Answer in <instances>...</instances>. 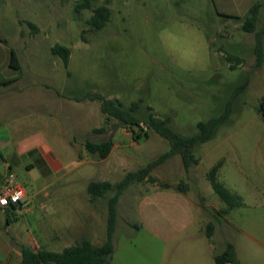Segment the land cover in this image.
Listing matches in <instances>:
<instances>
[{
  "label": "rangeland",
  "instance_id": "rangeland-1",
  "mask_svg": "<svg viewBox=\"0 0 264 264\" xmlns=\"http://www.w3.org/2000/svg\"><path fill=\"white\" fill-rule=\"evenodd\" d=\"M87 1L90 8L76 13L84 0H0V80H18L0 87V156L25 191L17 207L0 208V264H19L20 246L60 251L84 239L101 246L114 191L90 201L87 185L115 186L169 150L144 127L149 115L168 118L174 133L189 138L199 122L226 110L213 137L194 148L197 164L185 170L174 155L151 170L157 182L147 177L124 190L109 264H214L226 244L237 264H264V61L254 55L257 35L264 54V0ZM256 2L257 21L247 32ZM102 5L109 18L94 29L87 22ZM56 44L69 49L66 67L51 52ZM10 50L19 69L9 66ZM90 93L120 104L147 136L106 117L99 101L75 102ZM32 136L44 137L61 165H49L47 176L14 150ZM86 140H110L112 151L100 160L84 151ZM218 163L217 181L240 199L231 208L206 179ZM180 183L184 193L173 188Z\"/></svg>",
  "mask_w": 264,
  "mask_h": 264
},
{
  "label": "trees",
  "instance_id": "trees-1",
  "mask_svg": "<svg viewBox=\"0 0 264 264\" xmlns=\"http://www.w3.org/2000/svg\"><path fill=\"white\" fill-rule=\"evenodd\" d=\"M261 2L254 3L250 10L249 16L246 18L243 24V29L247 32H252L255 27V23L258 17V11L261 7ZM90 8L89 2L84 0L83 4L76 6L75 12L79 13L80 10ZM109 18V10L105 5L99 6L92 10V15L88 20L87 24L94 29H101L105 26ZM28 26L35 32L37 30L36 26L28 23ZM53 55H58L66 67L69 58V49L64 46L54 45L51 48ZM254 55L258 64L264 61V54L262 51L260 35L256 36ZM228 61L239 59H234L232 56H227ZM9 66L14 69H19L18 61L13 50H10V60ZM15 79L5 80L0 82V86H8L15 82ZM245 84V83H244ZM76 102H81L87 100L90 102L99 101L100 110L102 114L106 117H111L119 120L121 124L127 125H137L140 127V132L145 131V128L154 130L159 136L164 138L169 143V150L161 155L157 160L149 163L145 168L138 170L137 172L127 173L125 177L117 185L113 186L107 181L102 182H90L87 185V194L90 201H94L97 198L103 197L109 191H114V195L109 198L107 206V227H106V240L101 246H94L89 240L84 239L77 245L66 246L60 251L52 250H34L25 246H20V262L19 264H109L111 256L114 252L113 247V234L115 231L116 223V206L119 197L124 192V190L133 182H141L148 177L150 183L157 182L156 179L149 176L151 170L162 163L164 160L174 156L179 155L181 157L184 169L187 170L192 164H197L198 160L194 157V148L206 141H209L220 124H223L229 117V111L226 110L222 115L217 118L209 119L206 122H199L197 124V134L189 137L182 138L176 133H174L168 126V118H158L153 114H150L145 126H140L138 120L133 119L128 115L126 111L121 110V106L111 100L106 99L104 96L97 93L85 94L80 98L74 99ZM137 107L136 103L131 104L129 109L130 112L135 110ZM261 114L264 116V98L261 105ZM128 119H131L130 121ZM102 129H94L92 133H102ZM147 136L146 133L143 134ZM139 137V133L137 134ZM84 150L89 155H96L98 159L103 160L108 157L113 147L110 140L93 142L86 140L84 145ZM220 166V163L212 167L206 175V179L209 182L213 192L216 194L221 203H224L231 208L235 205L240 204L239 197H235L229 193V191L223 187L217 181L216 174ZM161 188H170L172 185L167 183H160ZM175 190L184 193L185 186L183 184H177L173 187ZM16 206H12L15 208ZM6 207L5 209H7ZM228 209L224 210L226 212ZM8 223L9 220L7 219ZM206 236L210 239L211 232L213 229V223H208ZM8 260V258H7ZM214 264H237L236 254L234 247L231 244H226L223 252L214 257Z\"/></svg>",
  "mask_w": 264,
  "mask_h": 264
},
{
  "label": "crops",
  "instance_id": "crops-1",
  "mask_svg": "<svg viewBox=\"0 0 264 264\" xmlns=\"http://www.w3.org/2000/svg\"><path fill=\"white\" fill-rule=\"evenodd\" d=\"M3 81H5V80H2V81L0 80V82H3ZM16 81H18V80H16ZM11 85L12 84H10L8 86H11ZM3 87H7V86H3ZM36 113L38 114L37 111H36ZM93 142H95V141H93ZM84 143H83V145H84ZM5 144H3V145H5ZM83 149H84V147H83ZM14 150L17 152V154L20 157L21 156L33 157V163L40 168L42 174H44L45 176L49 175V165L51 167L53 166V164L60 165L59 163L55 162L54 160H52L49 157L50 147H49L48 143L46 142L45 138L41 137V136H32V137H29V138H26L24 140L19 141L16 144ZM111 151H112V149H111ZM91 156L97 157L96 155H91ZM11 159H12V161L18 160L16 153H13ZM0 166H2L5 171L7 170V173H10L8 171L11 170V163L7 162L6 160H3V158L1 156H0ZM28 167L30 168V167H32V165L28 164ZM5 175L6 174H4V176ZM1 178H2V176H0V179Z\"/></svg>",
  "mask_w": 264,
  "mask_h": 264
},
{
  "label": "built area",
  "instance_id": "built-area-1",
  "mask_svg": "<svg viewBox=\"0 0 264 264\" xmlns=\"http://www.w3.org/2000/svg\"><path fill=\"white\" fill-rule=\"evenodd\" d=\"M24 197L25 191L12 173H7L0 179V208L16 206Z\"/></svg>",
  "mask_w": 264,
  "mask_h": 264
}]
</instances>
